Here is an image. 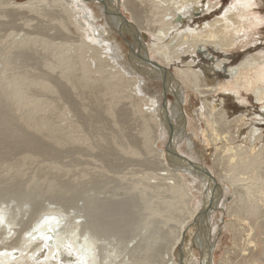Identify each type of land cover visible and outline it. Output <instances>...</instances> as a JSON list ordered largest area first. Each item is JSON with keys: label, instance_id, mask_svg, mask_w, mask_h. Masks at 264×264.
<instances>
[{"label": "rangeland", "instance_id": "rangeland-1", "mask_svg": "<svg viewBox=\"0 0 264 264\" xmlns=\"http://www.w3.org/2000/svg\"><path fill=\"white\" fill-rule=\"evenodd\" d=\"M112 1L126 22L143 26L152 24L158 15L156 24H165L169 20L167 11L179 0H150L151 4L147 3L149 0H135L139 12L132 10L133 7L130 9L126 0ZM236 1L201 0L204 8L207 2L217 5L194 15L189 27L220 17L230 3L240 4L239 0ZM260 1L258 6L245 9L246 12L255 11L250 18L259 16L263 21L260 30L243 23L240 30L243 32L238 36L247 41L245 48H231V54L224 49L215 52L212 44L209 47L208 41L203 39L193 48L196 54L187 58L193 61L191 68L199 70L202 77L218 74L223 80L226 76L223 72L228 66L235 65L243 71L245 64L250 65L245 62L246 57L249 58L248 52L255 59H263L264 0ZM158 9L163 15L157 14ZM111 12L107 13L101 0H46L42 6L32 10L13 9L6 5L5 0H0V215L6 222L5 229L8 228L0 231L3 240L0 246L7 243V246H2L3 256H8L11 251V264H41L47 250L49 259L46 264H62L55 250H51L52 245L38 249L39 242L35 241L21 249L17 244L26 239L34 217L36 221L55 212L61 220L58 238L62 246L69 241L80 243V248L89 246V260L93 261L85 264H205L202 263L201 251L202 232L205 230L203 219L196 216L188 219L185 227L180 228V238H175L187 216L188 207L199 211L203 195H207L204 189L207 184L196 175L190 173V176L171 167L183 175L181 177L189 188L191 200L185 205L174 188L173 180L162 176L157 149L163 150L167 165L174 164L175 156L166 152L170 137L162 122L160 107L149 111L142 99L154 97L159 105L163 91L172 121H179L180 116L185 121L184 124L182 119V126H178L176 143L172 144L174 150H178L185 159L201 163L216 176L227 174L232 179L239 177L242 182L237 187L235 198L236 194L227 181L220 180L226 189L222 193L220 191L221 199L208 213V221L206 219L211 231L215 226L211 263L264 264V203L261 201L264 170L245 172L241 159L256 154L259 149L257 144L260 142L253 144L251 130L259 127L264 131V103H260L252 93L228 84L215 96L207 94L215 97V103L204 106L201 115L197 114L203 106L200 95L175 79L167 93L161 86V78L150 74L152 68L149 65L127 58V54L132 53L126 41L132 43L130 34L133 30L130 34L128 30L121 36L116 34L107 21L112 16ZM90 13L93 19H86L85 15ZM238 19L244 21L246 18ZM97 34L99 39L95 38ZM90 35V40L95 38L96 42H93L100 47L99 50H90L84 45L90 41ZM141 41L140 44L144 43L148 48V58L157 61L150 51L151 37L146 34ZM214 41L225 43L223 39ZM135 52L138 54L136 57L145 60L138 45ZM103 60L101 70L98 67ZM64 62L73 67L64 68L60 65ZM179 63L176 62L175 67L183 68L184 65ZM114 66L123 73V81L118 86V77L116 73L113 75ZM171 69L170 72L173 71ZM255 74L254 71L252 77L257 79ZM126 79L136 80L129 85ZM258 87L264 88L261 83ZM95 88L99 91L95 92ZM175 91L183 97L181 107L176 106ZM236 91L241 94L238 96ZM165 97L162 96L161 100ZM219 106H226L228 115L233 118L241 113L245 118L230 124L229 141L228 138L221 141L218 133L214 144L207 129L214 131L216 125L218 129L219 124L212 121V117ZM157 119L162 120L159 122V138L152 146ZM243 124L245 130L238 140V127ZM209 143L212 145L211 154L206 151ZM233 147L235 151L242 150L243 156L238 158L240 162L235 170H230L227 157L233 153ZM205 181L208 182L207 179ZM248 205L254 208V215L250 207L246 208ZM257 208L262 211L255 216ZM248 213L252 215L248 217ZM232 226L236 228L235 241ZM248 238L254 246L246 250L249 255L242 257L240 248ZM186 249L193 251L194 263H187Z\"/></svg>", "mask_w": 264, "mask_h": 264}, {"label": "bare ground", "instance_id": "bare-ground-1", "mask_svg": "<svg viewBox=\"0 0 264 264\" xmlns=\"http://www.w3.org/2000/svg\"><path fill=\"white\" fill-rule=\"evenodd\" d=\"M45 1L46 0H24L23 2H14L12 0H5L6 5H9V7L13 8V9H26V10H32V9H34V8L40 6V5L42 6V4ZM101 1H102L103 5L106 7L107 13L110 14V12L113 10L111 12L112 16L107 21L112 25V28H114V31H115L116 34L121 36V34L122 35L126 34L125 31H127V30L129 31L128 33L130 34L132 32V30H133V33L130 34V36H131V39H132V43L131 44L134 47L132 48L131 44H129V42L126 41L127 48L130 47L131 53H132V55L127 54V58L130 61L134 60L135 62H144L146 65H149L152 68L150 74H152V76H154V77H157V79L161 78V80H160L161 83H162L161 86H164V88L167 90V93L169 92L168 91L169 88L172 87V84H173L172 81H174V79H175V81H177V83L183 85V87L185 86V87L191 88L192 91H194L195 93L200 95L202 97V99H203V102H202L203 106H202V108L200 107L198 109L197 114L201 115L202 109L204 108V106L207 107V105L209 106L213 102L215 103V97L214 96H215L216 92H218L219 90H224V88L228 84H233L232 88L240 87L241 90H245L247 92L252 93L254 95V97H256V99L258 101H260V103H264V88L258 87V83H261L262 86H264V67H262V66H264V57H263V59H261V57L258 58L261 55V53H260L259 56H257L258 59H255L256 57L254 56L255 57L254 58L253 54L251 52H248L249 54H247V56H249V58L245 56L246 57L245 62L246 61L249 62L250 65L249 64H245L242 67L243 71L241 69H238V66H235V65H233V66L230 65V66L227 67V69L225 68V71L223 73H225L226 76H225V78L223 80L219 79L220 77H218V74H216V76H210V77L203 76L202 77L200 72H199V70L191 68L193 61H190V60L188 61L187 60V58H190L189 57L190 55L192 56V54L193 55L196 54V52L194 53L193 48L196 46V43L201 42L203 39L205 40V42L208 41L209 47L212 44V47L214 48L213 50L215 52H219L222 49H224L228 53L230 51V54H231V48L232 49H234L236 47L238 49L242 48V47L245 48V45H246L247 41L244 40L242 37L238 36L240 33L243 32V30L240 31L241 28L244 27L243 23L244 24L249 23V24H251V26H253L257 30H260L262 28V26H263V21L261 19H259L260 18L259 16H254L253 18L249 17L251 14H254V12H255L254 10H250V11L248 10L249 12H246L245 9L258 6L261 3L260 0H239L240 4L236 3L234 5H232L230 3V6H228V8L225 10V12L222 15H220V17L212 19L210 21L208 20L206 22H203V23L198 24V25H194L192 27H189V22L190 21L192 22L191 19H192V17L194 15L203 13L205 10H207L209 8L211 9L212 7H215V5H217V3H215V2H212V3L207 2L206 7L204 8L202 6V3H200L201 0H179V1H177V3L174 6L170 7L168 11L166 10L167 14H168L167 18L169 20H167V22L165 24H163L162 22L160 24H156L159 21V16L160 15H158L156 17L154 16L156 19H153L155 21L152 24H146V25L142 24L143 26H141L138 23L134 24V22H132V21H129V22L127 21L126 22V19H124V17L118 12L119 11L118 8L116 6L114 8V4H113L112 0H101ZM116 2L119 3L118 0H116ZM126 2H127V4H129V8L133 7L132 10H134L135 12H139V9H137V4H135V0H126ZM152 2H154V0ZM235 2H237V1L235 0ZM140 3H142V2H140ZM147 3H150V0ZM139 5H141V4H139ZM153 5H155V4H153ZM144 6L146 7L147 5L145 4ZM152 8H155V7L152 6ZM151 13H153V11ZM162 13L163 12L160 11V9H158L157 14L163 15ZM85 16H86V19H93L91 13L89 15L87 14ZM97 17H98V15H97ZM237 17L238 18L245 17L246 19L244 21H241L239 19L236 20ZM177 18L183 19V20H177ZM184 19H186V21H184ZM149 22H147V23H149ZM185 22L187 23V25H185L186 27L183 26V24ZM123 23H126V24H123ZM201 32L203 33L202 36L199 35ZM247 32H251V31L248 30ZM256 33H258V32H256ZM146 34H148V36L151 37V40H152L153 43L151 44L150 51L152 52V55H154L157 58V61H154V60H151L150 58H148V56L146 55V53H148L147 46L143 45L144 43L140 44V41L143 38L146 37ZM95 36H96L95 37L96 39L100 38L99 34H97ZM95 38L93 40H90L91 39V35H90V37H89L90 41L85 42L84 45L87 46L88 49H90V50H94V49L99 50L100 47H97V45H95V43L93 42V41H95ZM107 39H108V37H107ZM217 39H220V40L223 39V40H225V43L224 44H220L219 42H215L214 40H217ZM98 44H100V42H98ZM104 44H103V47H104ZM137 45L142 49V53H140V54L143 55V58L145 60L136 57V55H138V54H136V52H135V46H137ZM263 45L264 44H262V46ZM226 47H228V48H226ZM102 49L106 50L104 48H102ZM227 49H229V50H227ZM199 51H201V50H199ZM104 52H106V54L109 55L107 53L108 52L107 50L104 51ZM124 55L126 56V54H124ZM233 55H235V54H233ZM263 56H264V54H263ZM123 59H124V57H123ZM104 60L100 61V67H98L101 70L103 69V64L102 63L104 62ZM261 60H263V61L261 62ZM216 61H217V59H216ZM176 62H177V64L179 62L182 63L184 65V67L183 68L175 67ZM110 63H114V62H110ZM196 64H194V65H196ZM215 64L217 65V63H215ZM60 65L63 66L64 68H72L73 67L71 64H69L67 62H64L63 64H60ZM134 66H135V64L133 65V67ZM138 66H136V67H138ZM225 66H227V65H225ZM171 67L173 68L172 72L169 71V70H172ZM216 67L218 68V66H216ZM113 68H114L113 75H114V73H116V75L118 77V79H116L117 86H118L123 81V73L121 72L122 70L120 71V69H118L117 67L114 66ZM140 69H142V68H140ZM254 71L256 73L255 76L258 77L257 79L252 77V73ZM148 74H149V72H148ZM82 77L83 76H81V78ZM84 77H85V75H84ZM126 78H128V77H126ZM76 80H78V79H76ZM133 80L134 79H132V80L131 79H126V82H127V84L131 85V84L134 83ZM137 82L138 81H136L135 83H137ZM81 84L82 83H80V85ZM130 88L132 89V87H130ZM178 88H179V86H178ZM94 91L97 92L99 90H98V88L97 89L95 88ZM225 91H227V90H225ZM230 91H232V90H230ZM80 92H81V90H80ZM139 92H141V91H139ZM177 92L176 91L174 92V95H175L176 101H177L176 106H180L181 107L182 104H180V103H182V98L183 97H181L182 95L180 96V94H177ZM236 93L238 94V96H239V94H241L240 92H237V91H236ZM207 94H211V95H214V96L208 97ZM162 96L165 97V94L163 95V91L160 94L161 99H162ZM234 97H235V95H234ZM144 98L145 99H142V101L144 100V103L146 102L145 105L147 106L149 111H150V109H156L157 106L160 107L159 113H160V116L163 119V121L160 120V119L159 120L157 119L158 123L155 122L157 124L155 125V130L153 131L154 134H153V138L151 139V145L153 146L157 142V140L159 138L158 137L159 136L158 133L160 131L159 122L162 121L163 124H164L165 129H167V132L169 134L168 137H170V142H169V145L167 146L166 152H168V153H170V154H172V155H174L176 157V158L174 157V164L171 163V166L167 165V163L165 162V159L167 157L166 156L164 157L163 150L157 149V152L159 153V157H160V162L162 163L161 164V168H162V171H163L162 172V176L163 175L164 176L165 175L169 176L167 178L173 180L174 188L182 196L185 205H187L188 202L191 200V196H190L189 191H188L189 188H187L186 183L184 182L183 178L181 177L183 175L180 176L179 173L176 170H174L173 168H176L178 170L181 169V170H183V172L189 173L188 175H190V176H191V174L196 175L199 178H201L204 181L205 184H207V185L204 186V189H205L207 195H205V194L203 195L204 196V201L202 202L199 211L197 210L198 213H197V211L195 212L192 209H189V207H188L187 216H186L185 220L181 223V225L179 227V230L177 232L178 234H177V236L175 238H176V240L178 238H180V228L182 226H184V223L186 225V221L188 219H190V218L194 219L195 216H196V218L199 217V218L203 219L204 220L203 224L205 225V230L206 231L203 229L204 232H202V235L204 236V237H202V239H203V241H202L203 247L201 246L202 258H203L202 263L212 264L211 263V252H212L213 245H214V241H213V238H212V233H213V230H214L215 226L213 227V230L211 231V229H212L210 227L211 225H208V222H206L207 215H208V213L211 210H213L215 208L216 204L219 203V201L221 199V195H222V194L220 195V191L222 193V190L226 187V185H225V187H223L220 184V180H223L224 182L227 181V183L230 186V188L232 189V191L236 194L235 198H237V187L242 182L240 181L239 177H237V178L235 177L236 179H232V178H229V176L227 177L226 176L227 174L223 175V176L222 175H217L216 176L215 174L210 172V170L206 169V167H204L201 163L199 164L198 162H195L193 159H190V158L189 159L183 158L178 150H176V149L174 150L172 144L176 143V142H174V140H175V138L177 136V132H178L179 127L182 126V122L184 121V118L180 116L178 118L179 121L178 120L177 121H172V117L170 116V112L168 111L169 109H168V103H167L166 97L164 99L165 102H163V103H162V100L159 98L160 99V104L159 105L157 104L158 103L157 99H155L154 97H144ZM236 101H238V99ZM240 102L243 104L242 100ZM220 103H221V100L219 101V104ZM212 105H214V104H212ZM216 105H217V103H216ZM147 108H146V110H147ZM182 110H183V108H182ZM263 111H264V109H263ZM263 111H261V112L263 113ZM123 114L125 115V118H126L127 115L125 114V112ZM121 115L122 114H120V116ZM121 117L124 118L123 115ZM243 117L244 116H243L242 113L239 114L237 117H234V118L229 116L228 112L226 111V106L216 109L215 112H214V115L212 117V121L214 120L215 122H217L219 124L218 129L216 128L217 125L215 126L214 131H209L207 129V132L210 134L209 136H211V138L213 140L212 142L214 144L216 143V141H217L216 140V136L218 135V133H220L219 136H220V140L221 141H223V140H225L227 138H228V141H229V136H227V135L229 134L228 131L231 128L230 124L233 123V122L238 121L239 119H242ZM182 119H183V121H182ZM152 121H150V122H152ZM184 124H185V121H184ZM256 124L258 126H260L259 123H256ZM206 125H207V128H208L209 125L208 124H206ZM244 125L245 124H243L242 126L238 127V129H239L238 134H237L238 135V137H237L238 140H240V138H241L240 135L242 134V131L245 130L244 129L245 128ZM225 126H226V129L224 128ZM151 128H153V127H151ZM235 128H236V126H235ZM251 131H252L253 144L255 142L256 143L260 142L259 144H257V145H259V146H257V147H259V149L257 150V153L254 154V155L251 154L250 156H243L242 152H241L242 150L239 149L238 151H235L236 149L233 147L234 148L233 149L234 150L233 153L229 154V157H227L228 158V163L230 164V167H231L230 170H235V168L237 167V165L240 162V159L238 161V158H240V156L241 157L243 156L241 158L242 159V165H243V167H242L243 171L249 172V171H255V170L258 171V170L261 169V172H263V170H264V165H263L264 164V133L263 132L264 131L261 128H259V127H254V129L251 130ZM231 136H232V134H231ZM231 140H232V138H231ZM233 140H234V138H233ZM242 141H243V139H242ZM231 144H232V142H231ZM210 146H212V145L209 143L208 148L206 147L207 148L206 151H209L207 153L211 152ZM224 146H225V144H224ZM188 147L191 148L190 146H188ZM226 151H229V149L227 148ZM224 152L225 151H223L222 153H224ZM245 154H247V152ZM225 162H226V160H225ZM168 163H169V161H168ZM171 167H173V168H171ZM238 169H241V167L240 168L238 167ZM159 173H161V171ZM210 175H212V177ZM167 178H165V179L167 180ZM206 179L208 180V182L205 181ZM218 186H219V188H218ZM209 188H210V191L208 192ZM210 197H211V199L208 200ZM261 198H262L261 201L264 203V196L261 197ZM222 205H224V204H222ZM249 205L252 206V203H250ZM249 205L246 207L247 209H248V207H250ZM249 209L253 211L252 213L254 215V211H255L254 208L250 207ZM261 211H262V209L259 210L257 208V211H256L257 213L255 214V216L257 214H259ZM54 213L45 214L42 217H40L39 219H37L36 221H35V217H34V219H32V222L34 224L31 225L32 222L30 223V227L31 226L32 227L29 230V232H27L28 235H26V237H25L26 239H24L22 241V243L20 242V244L18 242L17 243L18 246H20L21 249H23V247H25L28 243L31 244V243H34L35 241H37V242H39V243H37V248L38 249H40V248H44L45 249L47 246L52 245L54 248L52 247L51 250L52 249L55 250L56 256L60 259V262L62 264H85L86 262H92L93 260L92 261H91V259L89 260V257H90L89 256V251H90L89 250V246L88 247L86 246L87 248L85 247L86 248L85 249L84 246L82 245L83 247L80 248V246H81L80 243H75L73 241H69V242L67 241L68 245L65 244V246H64V244H63V246H62V243H61V241H59L60 239L58 238V234H60L59 233V228H60L61 220ZM227 213H229V212H227ZM252 213L251 214L248 213L247 216L249 217L250 215H252ZM248 217H246V218H248ZM211 218H212V216H211ZM207 221H208V219H207ZM5 224H6V222H4V218H2L1 215H0V231H2L3 229L6 230L5 229L6 228ZM209 224H211V223H209ZM10 229H12V228L9 227V230ZM27 229H24V230H27ZM7 230H8V228H7ZM192 230H194V229H192ZM181 231H182V229H181ZM235 231H236V228L233 227V231H232L233 234L232 235H233V240L234 241L236 240ZM10 232H11V230H10ZM10 232H9V234H10ZM13 232H15V231H13ZM215 232H216V229H215ZM6 233L8 234V232H6ZM15 234H17V233H15ZM197 237H199V236H197ZM19 238H21V236H19ZM4 240L5 241H9V240H6L5 238H4ZM179 240H181V239H179ZM214 240H215V238H214ZM0 241H3L1 232H0ZM55 241H56V243H54ZM175 241H174V243H175ZM246 241L247 242L243 241V247L240 248L242 257L249 255V252H247L246 250L251 248L252 246H254L250 238H248ZM6 244L7 243L2 244L0 246V264H11L10 263L11 251H10V254L8 256H3L4 255L3 254V249L4 248L2 246L6 245ZM8 247L11 248V246H8ZM50 247L51 246H49V248ZM63 247H64V249H62ZM17 248H19V247H17ZM35 250L37 252V249H35ZM185 251L187 253V255H185V259H187V263H188V261L194 263L196 259L194 257L193 251L192 250L190 251V249H186ZM30 254H32V253H30ZM47 254H48V252L46 250V252L44 254L43 261L41 260V264H42V262H43V264L48 263L46 260H47V258L49 259V255H47ZM64 260L65 261L69 260L70 263H68V261L64 262ZM13 263H14V261H13ZM171 264H177V263H173L172 262Z\"/></svg>", "mask_w": 264, "mask_h": 264}, {"label": "water", "instance_id": "water-1", "mask_svg": "<svg viewBox=\"0 0 264 264\" xmlns=\"http://www.w3.org/2000/svg\"><path fill=\"white\" fill-rule=\"evenodd\" d=\"M177 20H180L179 18H177ZM163 89L164 90H166L165 88H164V86H163ZM162 102H165V100H163ZM211 177H212V175H210Z\"/></svg>", "mask_w": 264, "mask_h": 264}]
</instances>
